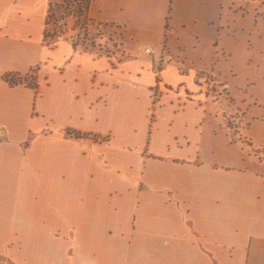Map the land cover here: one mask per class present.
Masks as SVG:
<instances>
[{"label": "crops", "instance_id": "obj_1", "mask_svg": "<svg viewBox=\"0 0 264 264\" xmlns=\"http://www.w3.org/2000/svg\"><path fill=\"white\" fill-rule=\"evenodd\" d=\"M52 5L0 0V264H264V98L223 51L264 0H87L59 40Z\"/></svg>", "mask_w": 264, "mask_h": 264}, {"label": "rangeland", "instance_id": "obj_2", "mask_svg": "<svg viewBox=\"0 0 264 264\" xmlns=\"http://www.w3.org/2000/svg\"><path fill=\"white\" fill-rule=\"evenodd\" d=\"M227 3L228 2H226V4ZM236 14L238 15V13H235L233 9H226L224 15L226 24L225 30L223 31V37H229L231 40V45H228V47L224 46L223 51L225 54V60H228L227 56L230 54L234 56L232 59H229L226 65L231 66V64H233L235 70V72H233L232 74L227 73L225 75V79L231 85L232 90H236V92L240 93L241 96L242 93H247L246 95H250L253 98H264V26L261 22V18L259 17H256L257 25L254 27V25L250 23L255 21V18H252L251 14L249 15V17L244 16L243 18H240ZM190 29L194 30L193 27H190ZM247 37H251V42L249 45H246L245 43H239V40L247 39ZM91 39L93 40V37H91ZM93 43H95V40L94 42H92V46ZM216 51L217 53H219L218 56L221 57L220 51L218 49ZM218 87L219 86L215 88L214 85L212 87V90H210V93L216 94ZM244 107L246 106L244 105ZM247 114L250 115L245 116L247 121L246 123L250 124L251 131H264L263 101L255 106L250 104ZM228 124L231 125L232 122L229 121ZM258 152L259 156L262 155L264 157V153H261L260 151ZM251 153L252 152H250V150L245 153V159L242 160V163H245L247 165V163L251 160V157H247L249 155L252 156ZM97 253L98 254L96 258L98 260V264H107L109 261V257L115 259V257L109 254L110 251L98 250ZM87 256L94 257L92 252L87 254Z\"/></svg>", "mask_w": 264, "mask_h": 264}, {"label": "built area", "instance_id": "obj_3", "mask_svg": "<svg viewBox=\"0 0 264 264\" xmlns=\"http://www.w3.org/2000/svg\"><path fill=\"white\" fill-rule=\"evenodd\" d=\"M87 0H59L58 8L48 10L46 17L47 35L56 40L62 39L65 32L83 20Z\"/></svg>", "mask_w": 264, "mask_h": 264}, {"label": "trees", "instance_id": "obj_4", "mask_svg": "<svg viewBox=\"0 0 264 264\" xmlns=\"http://www.w3.org/2000/svg\"><path fill=\"white\" fill-rule=\"evenodd\" d=\"M58 1L59 0H52V6H51V9L54 7V8H58L59 5H58ZM3 80L10 86H16V85H19V84H24L28 87H33V83H34V77L33 75H30L28 77H22L20 75H17V74H7V75H4L3 77ZM67 134H72L76 137H78V133H72L70 131H66Z\"/></svg>", "mask_w": 264, "mask_h": 264}, {"label": "water", "instance_id": "obj_5", "mask_svg": "<svg viewBox=\"0 0 264 264\" xmlns=\"http://www.w3.org/2000/svg\"><path fill=\"white\" fill-rule=\"evenodd\" d=\"M83 36H84V35H83ZM85 37L89 38V36H85Z\"/></svg>", "mask_w": 264, "mask_h": 264}]
</instances>
